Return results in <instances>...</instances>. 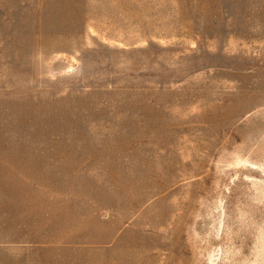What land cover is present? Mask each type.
Listing matches in <instances>:
<instances>
[{"label": "rangeland", "instance_id": "1", "mask_svg": "<svg viewBox=\"0 0 264 264\" xmlns=\"http://www.w3.org/2000/svg\"><path fill=\"white\" fill-rule=\"evenodd\" d=\"M0 264H264V0H0Z\"/></svg>", "mask_w": 264, "mask_h": 264}]
</instances>
